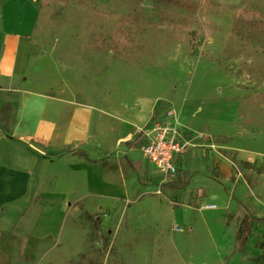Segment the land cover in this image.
<instances>
[{"label": "rangeland", "instance_id": "374dc122", "mask_svg": "<svg viewBox=\"0 0 264 264\" xmlns=\"http://www.w3.org/2000/svg\"><path fill=\"white\" fill-rule=\"evenodd\" d=\"M33 1L38 11L28 40L37 58L32 68L44 60L40 79L53 90L65 86L78 100L83 86L110 87L118 95L130 124L121 139L126 185L81 198L77 193L88 190H54L57 196L43 190V198L0 206V264H258L264 17L224 6L264 14V2ZM122 25L128 34L119 46L114 32ZM12 120L11 107L0 105L3 134ZM147 120L171 122L190 142L175 174L143 157L138 129ZM65 151L74 149L53 150ZM69 154L70 161L85 156ZM63 197L65 216L49 205ZM30 207L29 217L41 215L49 234L36 236L19 224Z\"/></svg>", "mask_w": 264, "mask_h": 264}, {"label": "crops", "instance_id": "0c3cea01", "mask_svg": "<svg viewBox=\"0 0 264 264\" xmlns=\"http://www.w3.org/2000/svg\"><path fill=\"white\" fill-rule=\"evenodd\" d=\"M256 1L264 2L240 3ZM37 11L33 0H0V105L8 104L13 111L9 132L3 134L0 127V206L38 194L43 198L48 192L43 190H50L52 196L59 194L54 190H88L77 193L76 198H81L89 191L101 195L108 193L101 190H121L126 185L121 153L127 150L121 147V139L127 137L122 135L130 124L121 116L118 95L110 87L82 85L83 100H78L65 86L53 90L51 82L40 79L44 60L40 58L32 68L37 58L32 60L28 40ZM109 83L116 84L117 80ZM63 146L81 150L85 156L70 161L68 155L74 151L53 152ZM65 200L63 197L60 205H49L65 216ZM31 213L32 207L19 224L36 236L49 234L39 224L41 215L34 219L29 217ZM63 220L62 216L60 226Z\"/></svg>", "mask_w": 264, "mask_h": 264}, {"label": "built area", "instance_id": "2783aa9c", "mask_svg": "<svg viewBox=\"0 0 264 264\" xmlns=\"http://www.w3.org/2000/svg\"><path fill=\"white\" fill-rule=\"evenodd\" d=\"M138 133L143 157L160 171L175 174L176 161L190 144L178 126L169 121H152L140 127Z\"/></svg>", "mask_w": 264, "mask_h": 264}, {"label": "trees", "instance_id": "16d2710c", "mask_svg": "<svg viewBox=\"0 0 264 264\" xmlns=\"http://www.w3.org/2000/svg\"><path fill=\"white\" fill-rule=\"evenodd\" d=\"M45 0H40V5ZM225 8H228L230 10H237L242 16L251 17L253 19L262 18L264 17L263 13L260 12H254L250 11L244 8H238L234 5L227 4L224 6ZM128 34V29L122 25L118 27L114 32V41L117 43V45L121 46L125 43L126 35ZM244 222V221H242ZM258 246L262 249V254L258 258V264H264V238L258 243Z\"/></svg>", "mask_w": 264, "mask_h": 264}]
</instances>
